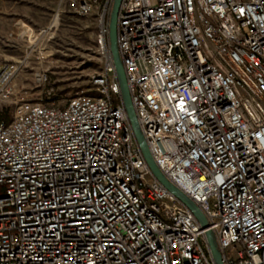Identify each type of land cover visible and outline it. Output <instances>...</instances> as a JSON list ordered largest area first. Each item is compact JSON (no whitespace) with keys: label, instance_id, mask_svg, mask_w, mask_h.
Instances as JSON below:
<instances>
[{"label":"built area","instance_id":"2783aa9c","mask_svg":"<svg viewBox=\"0 0 264 264\" xmlns=\"http://www.w3.org/2000/svg\"><path fill=\"white\" fill-rule=\"evenodd\" d=\"M113 1L69 4L96 19L93 88L62 107L21 101L0 122V264H215L128 121ZM117 42L156 166L202 211L223 264H264V0H122ZM22 64L0 60V97Z\"/></svg>","mask_w":264,"mask_h":264},{"label":"rangeland","instance_id":"374dc122","mask_svg":"<svg viewBox=\"0 0 264 264\" xmlns=\"http://www.w3.org/2000/svg\"><path fill=\"white\" fill-rule=\"evenodd\" d=\"M69 4L70 0H0V60L23 62L8 95L0 97V115L10 111L12 116L21 101L49 99L62 107L76 92L93 88L91 81L103 71L96 19L76 17ZM18 25L32 30V35L17 34ZM28 50L32 53L24 61ZM39 74L46 75L44 85L37 82Z\"/></svg>","mask_w":264,"mask_h":264},{"label":"water","instance_id":"95a60500","mask_svg":"<svg viewBox=\"0 0 264 264\" xmlns=\"http://www.w3.org/2000/svg\"><path fill=\"white\" fill-rule=\"evenodd\" d=\"M122 0H114L112 5V10L109 18V49L113 61V66L115 69V75L120 87L121 99L125 112L127 114L128 121L131 125L132 131L134 133L135 139L138 143V146L141 150L143 158L151 171L153 177L157 182L166 189V191L171 194L175 199H177L183 206H185L195 217L199 223L201 229L205 231V239L212 257V260L215 264H223L222 256L218 250L215 236L212 231L208 229V222L203 215L199 207L191 201L182 191H180L176 186H174L158 169L153 158L149 152L147 144L144 140V137L141 133L136 114L131 102V96L127 85V80L125 76V71L120 59L118 51V42H117V22L119 8Z\"/></svg>","mask_w":264,"mask_h":264},{"label":"trees","instance_id":"16d2710c","mask_svg":"<svg viewBox=\"0 0 264 264\" xmlns=\"http://www.w3.org/2000/svg\"><path fill=\"white\" fill-rule=\"evenodd\" d=\"M55 99H53V101H54ZM11 112L9 111V112H7L5 115H0V122L1 121H9L11 118H12V116H11Z\"/></svg>","mask_w":264,"mask_h":264}]
</instances>
